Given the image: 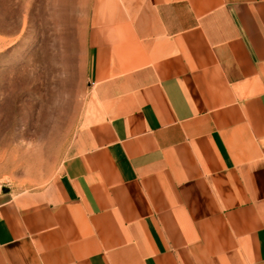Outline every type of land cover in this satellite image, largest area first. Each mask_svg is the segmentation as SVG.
Here are the masks:
<instances>
[{"label":"crops","instance_id":"crops-1","mask_svg":"<svg viewBox=\"0 0 264 264\" xmlns=\"http://www.w3.org/2000/svg\"><path fill=\"white\" fill-rule=\"evenodd\" d=\"M87 35L58 174L0 185V264H264V0H95Z\"/></svg>","mask_w":264,"mask_h":264},{"label":"rangeland","instance_id":"rangeland-1","mask_svg":"<svg viewBox=\"0 0 264 264\" xmlns=\"http://www.w3.org/2000/svg\"><path fill=\"white\" fill-rule=\"evenodd\" d=\"M95 0H0V185L45 186L70 153Z\"/></svg>","mask_w":264,"mask_h":264}]
</instances>
